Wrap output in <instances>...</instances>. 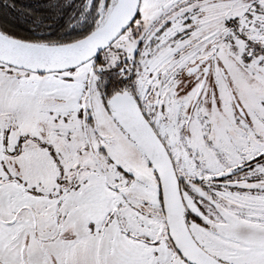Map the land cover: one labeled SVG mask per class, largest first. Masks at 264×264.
I'll use <instances>...</instances> for the list:
<instances>
[{"label":"snow or ice","instance_id":"6c2138e0","mask_svg":"<svg viewBox=\"0 0 264 264\" xmlns=\"http://www.w3.org/2000/svg\"><path fill=\"white\" fill-rule=\"evenodd\" d=\"M0 264H264V0H0Z\"/></svg>","mask_w":264,"mask_h":264}]
</instances>
